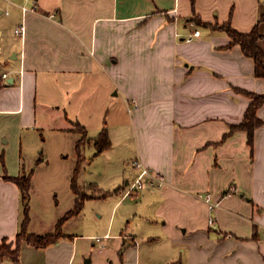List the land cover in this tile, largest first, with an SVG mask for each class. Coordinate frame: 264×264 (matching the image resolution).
Masks as SVG:
<instances>
[{
    "label": "crops",
    "instance_id": "obj_1",
    "mask_svg": "<svg viewBox=\"0 0 264 264\" xmlns=\"http://www.w3.org/2000/svg\"><path fill=\"white\" fill-rule=\"evenodd\" d=\"M4 9L25 31L15 33L17 42L0 24V71L8 73L0 89V243L16 246L22 195L4 174L24 172L23 137L38 128L40 91L63 92L77 77L109 69L138 107L134 145L123 141L129 127L115 126L108 128L112 146L98 155L104 166L95 180L107 196L87 199L63 222L57 242L23 241L18 263L0 264H120L123 248L124 264H142L146 247L172 264H264V104L253 146L246 130L230 133L251 102L241 89L264 93V77L239 45H229L227 32L210 26L231 22L250 32L257 25L264 49V0H0V15ZM196 29L200 35L187 41ZM135 159L164 182L146 176L130 190L140 172L130 163ZM205 193L219 202L214 210ZM71 209L50 230L30 209L29 233L54 232Z\"/></svg>",
    "mask_w": 264,
    "mask_h": 264
},
{
    "label": "rangeland",
    "instance_id": "obj_2",
    "mask_svg": "<svg viewBox=\"0 0 264 264\" xmlns=\"http://www.w3.org/2000/svg\"><path fill=\"white\" fill-rule=\"evenodd\" d=\"M4 12L5 14L0 15V24H8L5 35L14 37L18 42L20 39L15 37V30L19 25L15 27L13 22L10 21L12 17L6 14L9 11L4 9ZM113 49H115V46ZM117 59V56L114 55L111 61L115 62ZM112 74L111 70L108 69L87 77H77L74 84L76 91L72 90L74 85H68V89L63 92L61 90L64 95H60L61 92H54L52 89L46 93L50 95H42L43 91H40V95H37L38 128L24 132L22 165L24 167L23 173L31 174V187L29 190L31 212L36 218H41L47 222V230H50L51 227L49 226H51L52 220L56 216L73 208L72 176L77 164L75 142L83 137L81 130L77 129V124L87 129L88 138L91 136L96 137L104 126L108 128L120 127L121 125L129 127L123 131V141L126 145L132 142L134 145L135 134L132 121L134 113L133 109H130L132 105L129 104V101L131 103L133 98L132 95H124L118 90L119 86L115 84V76H112ZM0 77L4 79L1 71ZM66 127L71 129L65 130ZM81 141L85 143L83 139ZM124 144H120L116 149H123ZM95 151L96 147L94 145L85 144L83 156L86 162L81 166L78 176V184L81 188L88 185V180L98 179L99 168L104 166L101 163V157L98 156L99 154L95 155ZM3 161L5 162V170H8L6 159ZM130 163L134 169L140 170L135 166L134 161ZM93 183H97L96 180ZM121 184H124V180H121ZM129 202L131 201L128 199L126 204L120 207L118 210L119 215L123 212V209L125 211L128 208L127 203L129 204ZM100 203L97 200L91 206L98 208L97 206ZM105 209L106 207H104ZM131 210H133L132 207ZM49 219L51 221H48ZM68 219H65V221ZM62 226L61 233H63ZM71 228L80 230L81 226L78 227L73 224ZM160 253L163 252H156V250L149 252L148 247L144 248L142 250V255H144L142 264H172L170 260L166 261V257ZM124 256L125 248L122 249V252H119L120 264H124ZM87 258H91V256L88 255Z\"/></svg>",
    "mask_w": 264,
    "mask_h": 264
},
{
    "label": "trees",
    "instance_id": "obj_3",
    "mask_svg": "<svg viewBox=\"0 0 264 264\" xmlns=\"http://www.w3.org/2000/svg\"><path fill=\"white\" fill-rule=\"evenodd\" d=\"M210 26L212 28L221 29L227 32V34L232 39L229 45H239L243 52L254 60L255 75L264 77V49L260 45L261 34L257 25L250 32H241L237 30L232 26L231 22H226L223 24L216 23ZM2 85V78L0 77V89ZM241 90L244 94L251 98V102L245 112L244 119L240 123L233 124L230 133L236 130H246L248 132L249 144L253 146L255 131L263 124V119L258 115V109L264 104V93H258L246 89ZM77 125V129H80L81 133H83V137H80L76 142L75 149L77 153V164L74 175L72 176V189L77 194V198L74 207L66 212L65 216H63L58 221L56 230L54 232L35 234L29 233L28 231L31 221L29 204L31 174L23 173L19 176H11L7 173L4 174L6 179L15 181L20 187L23 201V218L20 224V230L16 237V246L13 248L12 244L9 243L7 239H3V241L0 243V263L5 258H10L14 262L18 263L20 261L21 244L23 241H27L29 244L35 245L37 247H44L51 243L57 242L62 234L61 226L63 225L65 219L79 214L87 199L107 196L108 191H104L96 183H90L89 185L85 186V188H81L78 184V176L81 166L84 162H86L83 156V149L86 143H90L96 147L95 155L100 154L102 151L112 146L108 127L104 126L96 137L88 138L87 129L80 124ZM82 139L85 141V143L81 141Z\"/></svg>",
    "mask_w": 264,
    "mask_h": 264
},
{
    "label": "built area",
    "instance_id": "obj_4",
    "mask_svg": "<svg viewBox=\"0 0 264 264\" xmlns=\"http://www.w3.org/2000/svg\"><path fill=\"white\" fill-rule=\"evenodd\" d=\"M37 3H34L33 6L31 7L32 10H36L37 8ZM28 8L26 6H23V11H26ZM24 31H25V26L24 24L22 23L18 28H16L15 30V33L18 34V35H21L23 36L24 35ZM200 35V30L199 29H196L194 32L192 33H189V35H187L185 37V39L187 41H191L193 40L195 37H198ZM8 77V73L7 72H4L3 73V78L6 79ZM130 105H132L130 107V109H134L136 107H138V104L136 102V100H132L131 103L129 102ZM134 164L135 166H137L138 168H140V172H139V175L137 176V178L134 180V182L132 183V185L130 186V190L137 187H141L143 186L144 184V181L143 179L146 177V176H149L150 177V183H153V182H158L159 184H162L164 182V177L163 175H161L160 173H154L150 170V168H148L147 166L144 165V163H142L141 160L139 159H135L134 160ZM201 196L207 200L210 204V210H214L216 208V206L219 204L218 201H215L212 197V195L210 193H205V194H201ZM214 222V217H210V223H213ZM100 239V238H98Z\"/></svg>",
    "mask_w": 264,
    "mask_h": 264
},
{
    "label": "water",
    "instance_id": "obj_5",
    "mask_svg": "<svg viewBox=\"0 0 264 264\" xmlns=\"http://www.w3.org/2000/svg\"><path fill=\"white\" fill-rule=\"evenodd\" d=\"M9 82H12V79L9 80ZM117 94V92H115Z\"/></svg>",
    "mask_w": 264,
    "mask_h": 264
}]
</instances>
